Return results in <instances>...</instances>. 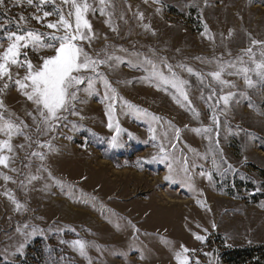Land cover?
I'll return each mask as SVG.
<instances>
[{
    "label": "rangeland",
    "instance_id": "1",
    "mask_svg": "<svg viewBox=\"0 0 264 264\" xmlns=\"http://www.w3.org/2000/svg\"><path fill=\"white\" fill-rule=\"evenodd\" d=\"M87 3L91 32H81L90 39L76 43L105 63L99 76L76 74L94 77L93 89L84 90L85 80L60 119L47 123L25 95L31 88L16 81L28 83L27 62L35 70L55 55V37L65 33L46 25L63 14L74 29L75 10L62 0L0 6V53L9 33L42 37L21 48L11 79H0V126L15 128L11 139L0 131L12 148L0 153L9 157L0 166V264H179L182 246L188 264H227L232 250L264 248V79L256 71L264 0ZM152 64L183 81L187 101L151 75ZM105 79L114 101L105 98ZM113 136L121 147L109 146ZM159 145L169 160L138 167L162 155ZM169 163L174 181L164 179Z\"/></svg>",
    "mask_w": 264,
    "mask_h": 264
},
{
    "label": "snow or ice",
    "instance_id": "2",
    "mask_svg": "<svg viewBox=\"0 0 264 264\" xmlns=\"http://www.w3.org/2000/svg\"><path fill=\"white\" fill-rule=\"evenodd\" d=\"M17 3L20 0H16ZM46 0H40V3H45ZM64 4H71L72 8L75 10V28L73 29V25L69 23L68 20L65 19L64 15L61 14L59 20L56 23H48L46 27L50 29H55L59 31L61 28L64 30L63 36L55 37L56 40L59 41V46L55 48V55L43 59V64L33 70V65L31 62H27V74L24 77V81H28V83H24L20 80H17L16 83L19 85L21 89L31 88V92H26L25 95L27 99L33 101L40 111L41 117L44 118L45 122H49L52 120L60 119L58 113L61 111H67L69 104L71 101H75L77 99V92L79 91V86L85 83L87 80V86L84 89L86 92H91L94 87V77L88 76L83 77L80 75H76L82 71L84 72H92L97 76L100 73L97 71L99 65L105 63L103 60H96L90 57L87 53L84 52L83 48L80 47L76 41L90 39V37L86 36L83 32H81V28L87 29L88 32H91V24L85 18V14L88 12L91 7L87 0H83L82 3H77V0H62ZM104 0H101L103 3ZM28 3L31 5L33 0H28ZM4 5V0H0V6ZM72 12H69V15H72ZM51 15L49 12H44V17H48ZM143 17L141 16V19ZM21 20L24 18L21 16ZM38 19V18H37ZM59 25V27H58ZM147 28L148 26L145 25ZM115 30V29H113ZM41 34L34 33L32 31H28L25 34H17V33H9L7 36V40L9 41L8 47L0 53V79L7 77L11 79V71L9 65H17L19 63L18 57L20 55L21 48H27L29 45L33 47L38 46L41 43ZM253 45L261 43L259 41H252ZM248 53L252 52V49L249 48L246 50ZM264 55V52L261 53ZM151 63V62H148ZM152 73L151 75L159 79L164 84H171V86L180 92V95L183 96L184 100L187 101V94L182 90L183 81H177L175 78L169 80L167 77H164L162 73H158L156 71V66L154 64L151 65ZM169 71L171 69L169 68ZM245 73L249 71V69H242ZM257 74L264 79V62L256 64ZM191 72V69H189ZM214 79L220 78V72H214L211 74ZM245 82L252 86V81L245 76ZM221 83H224L221 81ZM104 84L106 89L112 93L111 97L108 96L107 92L105 94L106 99L115 100L116 99V90L111 88V85L105 79ZM7 84L4 85L7 88ZM75 89V90H72ZM72 90V91H70ZM229 96H224L222 99L224 100L225 105H227ZM0 106H2V102H0ZM109 129L112 128L111 123V111L113 105H109ZM128 107H133L132 105H128ZM2 119V118H0ZM153 119H158L153 117ZM212 120L216 123V117L213 115ZM7 129L9 139H11V133L15 130L14 125L11 123H5L3 126H0V131H4ZM119 131V129H117ZM150 132H154V129H149ZM199 131V130H197ZM205 132H210L211 129H204ZM177 139L179 138V131L176 132ZM152 139L155 140L156 137L152 136ZM109 146L113 149L119 148L122 144L117 140L115 136L109 141ZM159 151L162 155L153 156L151 159L144 161H137V166L142 167L143 164L153 163L159 160L160 162H165L169 160V155L166 153V150L163 145H159ZM173 148L175 145L172 146ZM7 149L9 152L12 151L11 145L8 141L0 142V153L3 152L4 149ZM43 158V157H41ZM9 157L0 154V166L8 167ZM230 167V166H229ZM187 176L188 168L185 166L181 169ZM173 172V168L171 163H169V175L165 176L166 181H174V176L171 174ZM203 175V173H201ZM211 176L209 175L208 179L211 180ZM7 180L8 177H5ZM32 179H36V177H32ZM191 187V185H189ZM11 198V197H10ZM199 203V202H198ZM19 208V205H17ZM197 240H201L202 237L196 236ZM75 245L79 247L81 254L84 253L85 244L81 241H75ZM183 253H187L189 250L186 247H183ZM183 253H177L176 258L179 261V264H188L187 259H181ZM198 264V262H197Z\"/></svg>",
    "mask_w": 264,
    "mask_h": 264
},
{
    "label": "trees",
    "instance_id": "3",
    "mask_svg": "<svg viewBox=\"0 0 264 264\" xmlns=\"http://www.w3.org/2000/svg\"><path fill=\"white\" fill-rule=\"evenodd\" d=\"M227 264H264V248L232 250L224 255Z\"/></svg>",
    "mask_w": 264,
    "mask_h": 264
}]
</instances>
